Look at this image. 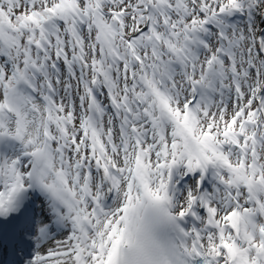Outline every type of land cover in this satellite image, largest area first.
Returning a JSON list of instances; mask_svg holds the SVG:
<instances>
[{"label":"bare ground","instance_id":"1","mask_svg":"<svg viewBox=\"0 0 264 264\" xmlns=\"http://www.w3.org/2000/svg\"><path fill=\"white\" fill-rule=\"evenodd\" d=\"M232 1H235L237 5L242 4L244 6V8L241 7L242 11L246 13H252L256 20H259L260 22L264 20V7H262L264 0ZM227 6L235 7L233 4ZM238 21L235 22L237 23ZM241 25L242 24H239L236 30L237 35L241 34L250 39V30L253 32L258 31L256 26L248 28L247 26ZM262 31L263 28L258 31L259 35ZM149 86L150 87L147 86L148 88L143 92L145 100L140 105V108H146L150 114L154 115L156 112V104L154 103V100H151L153 93L151 84ZM32 102L34 103H29L23 106L21 110L18 108L16 111V115L20 118H23L24 120V133L22 135V140H20L21 144L19 145L18 149L13 151V153L7 158V162L10 165L9 171L11 172V164H13V161L18 163L20 160H22L21 165L16 171L15 175L23 173L24 162L26 160L25 153L30 150H35L37 141L41 136V133L38 131V119L41 109H39L40 100L35 99L34 101L33 99ZM136 111H138L139 114L135 115V112H133L134 117L130 120V124L133 125V123H135L136 126L139 127L138 129L141 130V133L145 129L146 136H144V141L142 142L135 143L132 141L131 143L132 131L127 130L124 134V138H126V142H128L125 147H132L133 150L129 152L130 154L126 153L125 157L123 158L124 166L122 171L125 178H122L120 182V189L112 198V202L106 217L102 220L96 221L93 226L96 234L98 232L100 235H96L94 238H91L88 242H86L88 245L91 244V246L90 248H85V243L80 244L78 243L77 238L74 239V236L77 234V229L76 225H74L72 215L67 212L65 215H60L59 218H54L53 220L52 215L48 211L49 208L46 207V199L49 198L45 199V197H38L39 201L36 204V215L39 219H41L42 227H46L49 232H52L55 229V226H52V223L58 222L60 220H62V226L59 228L60 230L54 234V236L49 235L48 238L43 237L40 242L35 245L33 254L29 256L31 259V264H112L114 260L110 258L109 254L112 256L114 255V248L117 240L119 239V233H116V231H120L122 228L121 226H125L127 222H129V226L132 227L131 225L134 219V217L123 214L120 208H123L126 204H129L132 208L134 207L137 209L138 207H141V210H143L144 207L148 208V206L163 203L166 205L167 213L173 212L172 214L176 216L181 212L182 214H187V212L184 211L186 206H191V208L197 207V194L200 192L201 195H204V192H201L196 186V178L198 177L197 173L194 172L190 177L184 179V182H187L190 186L189 192H184L181 189L179 190V184L181 181H183V179L178 180L179 177H177L176 169H174L175 164L170 163L167 168L168 170L160 166L166 162L165 156L168 151L162 148V146L166 145V143H164V139H161V147L155 150V148L152 146L156 141L154 139H156L157 134L155 133V136H151V126H149L151 121L146 119V113H143L142 115L140 110ZM8 128L13 129L12 124H8ZM139 151L144 152L145 154L142 156L143 160L141 163L139 162V169L136 171L135 168L137 163H135V160L131 159V154H133L132 156L136 157V154ZM154 168L158 171L157 177L153 176ZM2 170L4 172L5 168ZM166 170L167 172L165 173ZM138 179H140V181H138ZM183 199L185 201H183ZM205 200L207 199L205 198ZM206 206L208 210L207 222L201 225V223L197 220V226L192 224L194 228L192 226H187L186 230L188 231V235L191 240L201 236L204 249H206L209 254L215 255L216 259L219 261L224 262L228 258L226 251L227 247L231 250V252H236V249H238L240 244L237 243L235 248L229 245L231 239L233 238H229L224 231L227 223L222 222L218 211H215V209L213 210L211 203L206 201ZM196 212H198V209H196ZM188 213L191 212L188 211ZM213 223L217 224V228H215L213 232L205 229L207 225ZM200 226L202 228L201 230L199 229ZM86 253H88L89 256L85 259ZM94 254L96 255L93 259ZM82 256H84L83 260H78V258ZM237 264L264 263H258L256 260H252L250 259V256H248L247 259L240 258Z\"/></svg>","mask_w":264,"mask_h":264},{"label":"rangeland","instance_id":"2","mask_svg":"<svg viewBox=\"0 0 264 264\" xmlns=\"http://www.w3.org/2000/svg\"><path fill=\"white\" fill-rule=\"evenodd\" d=\"M59 0H16L13 4H11L8 8H7V15H6V19L8 18L9 20L13 19L16 15L18 14H22V13H29V11H35L34 9H36L37 6H50L52 5V7L54 6L55 3H58ZM85 1L86 0H75V5L76 8H79L82 12H85ZM105 1V0H104ZM142 0H111V1H105V3L102 5V7L108 10H112L113 13L109 15V17L111 18V22H113L114 18H118L121 22L120 24V28H117L116 25L113 27V35L115 37H122L125 40H128L129 37L132 34H136V32L138 30H140V26H137V20H138V14L136 12V5H141ZM154 1V0H152ZM168 2V4H170V6L172 7V10L170 12V17L172 20L170 21V19L168 17H166L165 19H167L168 21V25L170 26V30L169 33L172 34L174 32L173 28H174V24L176 23V26L178 27V29L181 30L182 25L184 23L187 24H193V26H195V24L197 25L198 28L203 27L204 24V19L205 16L207 15V13L211 12V11H216V13H218L221 10L227 11V8H233V7H228L227 5H232L235 3V1L232 0H166ZM90 2V1H89ZM179 3H182V5H184L186 7L182 8L179 7V11L177 12V8ZM262 3V2H261ZM8 5V1L7 0H0V6L5 10V8ZM107 5V6H106ZM244 8V6L242 4H238V6H236V9H239V12H243L242 8ZM262 7H264V3H262ZM220 8V9H219ZM98 7H95L94 11H92L91 13L95 12V10H97ZM183 9V10H182ZM115 12H118L117 16L114 15ZM65 12H63L64 14ZM71 13V12H70ZM67 14V13H66ZM210 14V13H209ZM70 15V14H68ZM249 19V22L246 21V18ZM155 20H157V17L154 18ZM162 18H159V20H161ZM200 21L201 23H198L196 21ZM181 21L182 25H177V22ZM110 21L106 20L105 22L103 21L102 23H104L103 28L106 27V23H108ZM180 23V22H179ZM203 23V24H202ZM242 24L241 26H247L248 28L250 27H255L258 28V31L262 28L261 26L264 24V20L263 21H259L256 20L255 17L252 15V13H246L243 12V16L240 19V23ZM239 24L235 27L234 30V34H236V30L239 26ZM200 25V26H199ZM63 27V25H62ZM257 32H253L250 30V39L247 38L244 35L239 34V42H240V46L239 48H234L233 50H235V55L237 56V67L239 68L240 71V78H242V92L240 94L234 93V92H226V95L229 97L227 98L226 96L223 95V93L220 92V94L217 95V92L215 94V97L213 99V103H211L209 110L205 115V118L208 120H211L214 123V126H219V125H225L227 124V126H229L230 128L235 127L237 120H235L232 115L235 114L238 108L242 109L246 112L247 110H250L251 106L249 104V98L251 96H253V94H255V92L259 89V85H260V80L262 82L263 79V75H264V64L262 63L261 60V55L260 53H258L257 51V42L258 40H260V42L263 41L262 39V33L259 35V33ZM21 32V36H25V32L24 31H20ZM37 34V33H36ZM81 37H84L82 35H80ZM231 37V35H230ZM232 38V37H231ZM143 39V38H142ZM230 40V38H227V43ZM231 40H234L233 38ZM90 45V44H89ZM89 45L87 46V53H86V59L87 57L89 59L86 60L87 61H92L94 62L95 56L92 55L91 53H89ZM205 48L207 47H211L213 50L216 48L215 46V40L213 37H206V41L204 43ZM206 50V49H205ZM15 52H17V50H15ZM19 57V56H18ZM33 54L31 52V58L28 59V64L29 61L33 62ZM145 57V56H144ZM112 58V57H111ZM199 61L198 63H196V69L195 73H197V71H201V69H199L198 64L203 60L204 55L201 54L199 55ZM20 62H24V60H21V57L19 58ZM13 59H10L9 61H2L0 62V80H1V84L3 86H7L9 85L13 79H9V81L6 80V76L9 75L13 69ZM36 66H40L39 62L36 61V63H34ZM32 64V65H34ZM20 67V63L18 62L17 64ZM117 75L115 76V74H113V78H115L116 83H117V87L118 89L116 90V92L120 93L122 90H124L126 88V85L128 84V73L125 71V69H122V67H119L118 71H117ZM75 73L77 74L78 78L80 76V80L78 81V79H76L73 82V78L70 81L67 77L65 78L64 82L66 81L67 83H70L74 86L75 90H76V96L78 97H84V90L82 89L80 82L81 79L84 78V74H82L81 72H77L75 71ZM228 72L225 71V75H227ZM86 74H91L90 71H87ZM92 75V74H91ZM90 75V76H91ZM184 75V74H183ZM185 76V75H184ZM176 78V75H174V78ZM193 78L194 77L193 75ZM229 80V79H228ZM3 82V83H2ZM176 83V82H175ZM60 86H62L60 84ZM176 86H178V89L176 87L177 93L175 95V97L172 99V103H174L175 107L176 105H179L180 107L182 105H184L185 101H187V99L189 98L191 91V80H189V78L183 81H178L176 83ZM63 90V86L56 91V96L59 97L60 103L61 104H65V106L63 108H65L63 110V112H66L69 110V116H66L65 119H67V127L65 129L62 128V134L69 138V141H71V146L69 147L68 145H62V149L64 150V152L66 154L70 153V155H76L80 153L81 150V146L85 145L88 146V135L86 129L84 130L83 126L81 124H83L84 121V113L86 110V105L82 106L79 101L77 100V106H74V113H72V109H70L69 107H67V101L69 96L67 94H63L62 92ZM233 90V89H231ZM1 90H0V94H1ZM41 96V92H36L35 95L33 97L36 98H40ZM183 96V97H182ZM217 96V97H216ZM255 100L253 102V108L255 106ZM39 109L42 107V104H39ZM70 114H72V117L70 116ZM245 116V114L243 113V115L241 116L242 118ZM43 117V112L40 109V114H39V124H38V131L40 128V124H41V118ZM230 117H232L231 119H229ZM104 121V122H103ZM104 123V128L105 130L107 129H111L113 126L111 117H110V111L108 110V108L105 110L104 114L102 115L101 118V123ZM101 128H103V126L101 125ZM50 130H51V141H53V149L54 150H58V146L61 144V142L59 141V136H58V130L56 131V129L53 126V122L50 124ZM151 136H155V132H151ZM53 137V140H52ZM164 139V143H166L165 146H162V148H164V150H168L166 153V162H164L162 165H160L162 168H166L167 164L169 161H171L172 159V155L174 153V151L178 148L177 147V140L176 138L173 136L172 132H166V137L165 138H160L159 140L156 139L155 143H153L154 145L152 146L153 148L158 149L159 147H161V141ZM155 140V139H154ZM56 141V142H55ZM237 151V150H236ZM238 153L241 151H237ZM85 153V152H84ZM58 154H56L57 156ZM55 157V156H54ZM75 157V156H73ZM110 158L113 159L119 166L123 167L120 162L121 161V155L116 152H112V154L110 155ZM117 159H119L117 161ZM71 160V159H70ZM188 160H184L182 161L180 164L179 171L178 174H185L188 175V173L186 172V169H184V167L186 168H190L192 165H194L195 162H187ZM150 162V161H149ZM186 162V163H185ZM69 163V168L67 169V172L65 174H69L68 175V182H70L72 180V177L74 176V178L76 179V181L80 182L81 178H79L77 176L76 173V169L74 167V165L70 162ZM154 170V176L157 177L158 175V171ZM71 174V176H70ZM226 174H223L222 176H220V178H223V176H225ZM231 179L229 177H226L223 181V185H225L224 190L218 187H215V191L219 194V196H213L211 194V192L209 190H205L206 194L211 198V205L213 207V210L215 209V211H218L219 216L221 217V219H224L225 213L229 212L228 208H224L221 204V200L222 202L224 201V197L227 194V189H230L232 187V185L230 184ZM189 184H187L186 186H184L183 188H181L182 191L184 192H189ZM247 189V187H245ZM242 200H246L244 198V194L241 196ZM227 203L230 205L229 208L232 209L233 213L236 212V210H239V207H237L235 209V204L233 201H231L229 198H227ZM183 201H185L183 199ZM70 205L73 207V203H70ZM81 208V207H80ZM71 209L72 212V216L76 219V218H85L88 217V208H82V209ZM106 215V214H105ZM104 215V217H105ZM231 214H227V216L225 217V219H227L228 217H230ZM76 216V217H75ZM103 217V218H104ZM205 219V217H204ZM246 221V219H245ZM248 222V221H246ZM229 231V230H227ZM213 232V231H211ZM248 232V230H247ZM250 233L248 232V235ZM96 235H100V233L93 231V233H89L91 238H94ZM232 235V234H231ZM260 236V235H259ZM257 236V237H259ZM256 236L253 237L251 235L248 236L247 242L250 244V254L252 255V251L256 250L257 246H258V242L260 240V238H257ZM46 238V237H45ZM88 239V241H89ZM38 241V240H37ZM40 241V240H39ZM38 241V242H39ZM85 248H89L88 244L85 243Z\"/></svg>","mask_w":264,"mask_h":264},{"label":"trees","instance_id":"3","mask_svg":"<svg viewBox=\"0 0 264 264\" xmlns=\"http://www.w3.org/2000/svg\"><path fill=\"white\" fill-rule=\"evenodd\" d=\"M68 2V1H67ZM65 4V3H64ZM51 9H49L48 7H42V6H37L35 11H29V13H22L19 14L18 16L15 17V21L17 22V24L20 22L19 18H25L27 21L31 20V21H37L39 20L41 17L47 16V15H51ZM140 19L143 21V16H142V12L140 13ZM5 22V12L0 10V23ZM20 35V32H16L15 29L13 28V25H10L9 28V32L7 36L4 37H0V44L1 45H5L4 43L8 41L9 38H13L16 39L18 38V36ZM27 39V38H26ZM10 57H14V55L12 54V52L10 51H6L4 49V46H2V48H0V59H4V60H8ZM14 73H16V69L14 70ZM13 73V74H14Z\"/></svg>","mask_w":264,"mask_h":264}]
</instances>
